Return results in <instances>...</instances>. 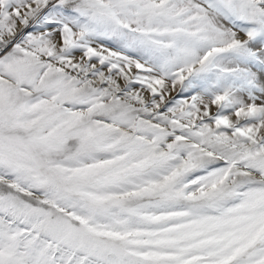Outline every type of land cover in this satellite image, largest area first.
I'll return each mask as SVG.
<instances>
[{
    "label": "snow or ice",
    "instance_id": "obj_1",
    "mask_svg": "<svg viewBox=\"0 0 264 264\" xmlns=\"http://www.w3.org/2000/svg\"><path fill=\"white\" fill-rule=\"evenodd\" d=\"M0 264H264V0H0Z\"/></svg>",
    "mask_w": 264,
    "mask_h": 264
}]
</instances>
